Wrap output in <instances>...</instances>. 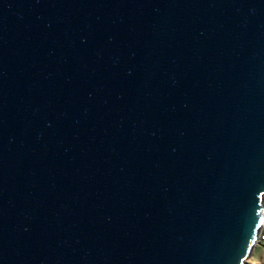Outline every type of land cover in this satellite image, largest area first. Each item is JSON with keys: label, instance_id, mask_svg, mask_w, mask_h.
I'll return each mask as SVG.
<instances>
[{"label": "water", "instance_id": "obj_1", "mask_svg": "<svg viewBox=\"0 0 264 264\" xmlns=\"http://www.w3.org/2000/svg\"><path fill=\"white\" fill-rule=\"evenodd\" d=\"M263 211L264 0H0V264H245Z\"/></svg>", "mask_w": 264, "mask_h": 264}, {"label": "rangeland", "instance_id": "obj_2", "mask_svg": "<svg viewBox=\"0 0 264 264\" xmlns=\"http://www.w3.org/2000/svg\"><path fill=\"white\" fill-rule=\"evenodd\" d=\"M258 250H261L260 252L263 251V255H264V242L260 241V242L255 243V245L253 246V249H252L249 257L247 258L245 264H258L256 261V258H255Z\"/></svg>", "mask_w": 264, "mask_h": 264}, {"label": "crops", "instance_id": "obj_3", "mask_svg": "<svg viewBox=\"0 0 264 264\" xmlns=\"http://www.w3.org/2000/svg\"><path fill=\"white\" fill-rule=\"evenodd\" d=\"M261 250L257 251V255H256V261L258 264H264V255H263V251L260 252Z\"/></svg>", "mask_w": 264, "mask_h": 264}, {"label": "built area", "instance_id": "obj_4", "mask_svg": "<svg viewBox=\"0 0 264 264\" xmlns=\"http://www.w3.org/2000/svg\"><path fill=\"white\" fill-rule=\"evenodd\" d=\"M263 215H264V212H263ZM264 224H263V226L261 227V229H260V233H259V235H258V238H257V240H256V243L257 242H264Z\"/></svg>", "mask_w": 264, "mask_h": 264}]
</instances>
